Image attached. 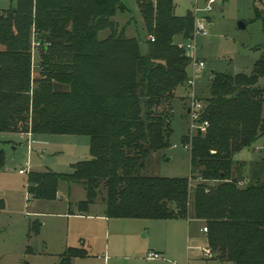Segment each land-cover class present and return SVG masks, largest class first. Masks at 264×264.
I'll list each match as a JSON object with an SVG mask.
<instances>
[{"label": "trees", "instance_id": "1", "mask_svg": "<svg viewBox=\"0 0 264 264\" xmlns=\"http://www.w3.org/2000/svg\"><path fill=\"white\" fill-rule=\"evenodd\" d=\"M137 2L146 55L116 21L120 0H18L16 8L0 9V132L19 133L30 122L33 134L91 139L92 158L72 173L31 172L28 199L52 200L60 182L79 184L86 191L76 205L82 215L100 200L108 219L199 220L217 259L264 264V180L240 187L246 164L235 161L264 140V59L250 74L213 73L210 97L199 98L209 126L186 140L190 177L147 176V161L169 146L172 101L190 80L192 60L178 39L193 37L195 18L177 16L173 0ZM34 33L47 45L37 66ZM78 255L87 254L69 248L61 264Z\"/></svg>", "mask_w": 264, "mask_h": 264}, {"label": "rangeland", "instance_id": "2", "mask_svg": "<svg viewBox=\"0 0 264 264\" xmlns=\"http://www.w3.org/2000/svg\"><path fill=\"white\" fill-rule=\"evenodd\" d=\"M17 1L0 0V9L16 8ZM173 1L179 16L186 15L194 5L200 8L205 5V0ZM120 3L124 11L118 12L116 21L120 27H126L129 38L139 39L141 53L148 54V36L137 0H120ZM204 21L210 36L198 37L196 53L188 54L205 62L206 67L201 70L191 63L188 74L194 85L177 91L172 101L169 146L147 161L144 171L147 176L190 177L191 149L185 145H190L187 137L197 135V130L191 114L187 113L191 105L189 95L206 99L210 97L214 72L250 74L254 64L264 59V0H217ZM239 22L246 24L245 30L238 28ZM100 36L104 38L106 32ZM179 42L185 46L186 41ZM32 53L37 66L39 52ZM33 75L39 77L37 67ZM28 131H31L30 122L21 124L19 133L0 132V149L5 153V165L0 167V264H59L60 256L69 248L87 254L73 257L71 264H233L205 257L197 248L207 245V237L201 231L205 224L199 220L112 218L97 221L69 216L71 206L79 213L75 206L86 200V191L82 185L67 182L59 183L55 199L29 201L27 184L31 172L69 174L74 164L90 160L92 154L91 139L85 135L33 134L30 151L29 137L22 135ZM263 159L262 139L235 155V161L246 164L249 170L252 164ZM28 166L30 172L21 175L19 171ZM252 168L247 181L245 178L239 181L240 187L253 185L256 178L264 180V166ZM104 209L98 200L91 212L104 213ZM194 238H200L201 242ZM154 252L161 255L160 260L147 259V254Z\"/></svg>", "mask_w": 264, "mask_h": 264}, {"label": "built area", "instance_id": "3", "mask_svg": "<svg viewBox=\"0 0 264 264\" xmlns=\"http://www.w3.org/2000/svg\"><path fill=\"white\" fill-rule=\"evenodd\" d=\"M217 3V0H208L207 1V5L205 6V8H200L198 5L195 6L194 11H193V16L195 18V26H194V33H193V37L191 39H189L188 41H186L185 43V50L187 53H196L197 51V45H196V39L198 37H208L210 36V32H209V27L206 24V22L204 21V19L206 18H202L201 15L204 14V12L206 13H210L214 10V5ZM205 15V14H204ZM152 42H155V38L152 37L150 39ZM45 46H47L46 44H43L41 42V40H39L38 36L36 33L33 34L32 37V51L35 52H39L40 50H42ZM189 55V54H188ZM35 56V55H33ZM191 58V57H190ZM192 63H194V65L201 69L204 70L206 65L205 62H203L202 60H199L198 58H191ZM189 86H193L194 85V80H189L188 82ZM190 96V112L189 115L191 114L193 121H194V130H197V133L199 131L205 132L206 129L208 128L209 124L206 121L202 120V112L204 110V102H202L199 98L195 97L193 94L189 95ZM23 136H28L29 140H28V149L30 151H32L33 149V143H32V132H26V133H22ZM190 146V147H189ZM186 148H190L191 149V145H185ZM30 172V166H28L27 169H21L19 171V173L21 175H25L27 173ZM203 231L205 233L208 232V228L204 227ZM201 251L203 253H205V255L209 258L213 257V253L211 252L210 249L207 248H200ZM147 259L148 260H158L161 259V255L157 252L154 253H148L147 254ZM176 264V263H174Z\"/></svg>", "mask_w": 264, "mask_h": 264}, {"label": "crops", "instance_id": "4", "mask_svg": "<svg viewBox=\"0 0 264 264\" xmlns=\"http://www.w3.org/2000/svg\"><path fill=\"white\" fill-rule=\"evenodd\" d=\"M207 1L208 0H205V5H204V7L203 8H205V6L207 5ZM174 2V1H173ZM175 6H176V10H177V5L175 4ZM195 6L196 5H194L193 6V9L192 10H190V11H188V12H192V14H193V11H194V8H195ZM199 6V5H198ZM200 7V6H199ZM187 12V13H188ZM205 14V15H204ZM204 14L203 15H201L202 16V18L203 17H205L206 16V18H208V13L206 12H204ZM176 15H177V13H176ZM177 16H179V15H177ZM183 16H185V15H183ZM180 17H182V16H180ZM179 41H181L180 39H178ZM263 140V139H262ZM255 152L256 153H260V150L259 149H255ZM257 162H259V160L258 161H256L254 164H252V167H253V165H255ZM251 167V169L249 170V169H247L246 168V176L247 177H249L250 175V173H251V171H252V168ZM84 201V200H83ZM81 202V201H80ZM76 204H78V203H76ZM76 207V206H75ZM68 215L69 216H83V217H87L88 219H92V220H97V221H108L109 219L108 218H106L105 217V215H104V213H98V214H94V213H89L88 215H82V214H80V213H77L76 212V210H74V207H73V209H70L69 208V213H68ZM192 221V220H191ZM204 227H205V225H204ZM203 227V228H204ZM201 231L203 232V233H205L204 231H203V229H201ZM205 235H206V241H207V245H200V246H198L197 248H207V249H210L209 248V239H208V235H207V233H205ZM192 240V239H191ZM194 241H197V242H201V239L200 238H194ZM200 251H201V249H200ZM202 252V251H201ZM202 254L205 256V257H207L206 255H205V253H203L202 252ZM63 255V254H62ZM62 255L60 256L61 258H60V263L59 264H61V261H62ZM212 259H216V257L213 255V258ZM158 260H160V259H158ZM72 262H70V264H71ZM224 263V262H223Z\"/></svg>", "mask_w": 264, "mask_h": 264}, {"label": "water", "instance_id": "5", "mask_svg": "<svg viewBox=\"0 0 264 264\" xmlns=\"http://www.w3.org/2000/svg\"><path fill=\"white\" fill-rule=\"evenodd\" d=\"M238 28L240 29V30H245L246 29V24L244 23V22H239L238 23ZM143 104H144V106L146 107L147 106V100L146 99H143ZM168 160H170L169 158H168ZM172 208V207H171Z\"/></svg>", "mask_w": 264, "mask_h": 264}]
</instances>
